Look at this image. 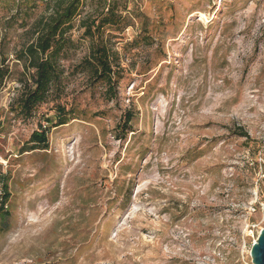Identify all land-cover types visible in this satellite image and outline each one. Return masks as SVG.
<instances>
[{"label": "rangeland", "instance_id": "obj_1", "mask_svg": "<svg viewBox=\"0 0 264 264\" xmlns=\"http://www.w3.org/2000/svg\"><path fill=\"white\" fill-rule=\"evenodd\" d=\"M53 1L0 0V264H252L264 229V0H109L130 25L105 35L123 66L113 100L72 72L97 42L80 24L104 7L84 0L63 90L24 120L16 56ZM140 35L151 45L132 48ZM59 107L73 120L50 130L48 150L26 152Z\"/></svg>", "mask_w": 264, "mask_h": 264}, {"label": "trees", "instance_id": "obj_2", "mask_svg": "<svg viewBox=\"0 0 264 264\" xmlns=\"http://www.w3.org/2000/svg\"><path fill=\"white\" fill-rule=\"evenodd\" d=\"M48 0H23L24 4L43 3ZM104 7L94 18L83 20L80 27L84 29V36L96 40V44L90 51L88 57L83 59L73 69V74L87 75L88 80L95 84L101 83L107 87V95L111 100L117 97L120 82L123 80V66L119 51L107 44L106 31H122L129 27L128 18L119 12L115 3L109 0H102ZM84 0H55L53 1L52 13L47 17H40L32 26L33 41L25 48L17 52V60L24 64V74L27 77L24 84V91L17 101V115L24 120L34 118L36 110L47 103L50 96H58L63 90V78L65 70L61 68L60 60L67 48L71 46L69 32L73 29L76 19L80 16ZM34 8V7H33ZM142 45H151L148 35L136 37L132 48ZM7 67L0 66V85L9 76ZM55 121L48 119L49 127L41 126L34 131L30 137L29 150L46 151L49 149V133L52 128H58L69 124L70 118L65 109L59 107ZM135 116L131 111L124 115V120L118 126L119 133L126 138L131 132V125ZM235 135L249 140V135L242 130L235 131ZM24 151V152H25ZM23 152V153H24ZM0 185L3 195L0 205V221L5 220L9 211L6 205L9 204L10 194L7 176L0 172Z\"/></svg>", "mask_w": 264, "mask_h": 264}, {"label": "water", "instance_id": "obj_3", "mask_svg": "<svg viewBox=\"0 0 264 264\" xmlns=\"http://www.w3.org/2000/svg\"><path fill=\"white\" fill-rule=\"evenodd\" d=\"M250 256L252 264H264V229L261 230L257 240L254 242Z\"/></svg>", "mask_w": 264, "mask_h": 264}, {"label": "built area", "instance_id": "obj_4", "mask_svg": "<svg viewBox=\"0 0 264 264\" xmlns=\"http://www.w3.org/2000/svg\"><path fill=\"white\" fill-rule=\"evenodd\" d=\"M2 195H3V190H2V186L0 185V205H1ZM5 207H6V209H8L9 204H7Z\"/></svg>", "mask_w": 264, "mask_h": 264}, {"label": "bare ground", "instance_id": "obj_5", "mask_svg": "<svg viewBox=\"0 0 264 264\" xmlns=\"http://www.w3.org/2000/svg\"><path fill=\"white\" fill-rule=\"evenodd\" d=\"M200 18H201V21H204V22L207 20L206 15H204L203 13H201Z\"/></svg>", "mask_w": 264, "mask_h": 264}]
</instances>
